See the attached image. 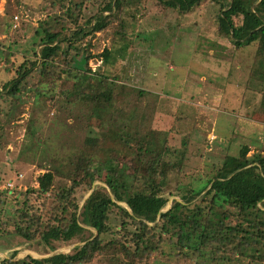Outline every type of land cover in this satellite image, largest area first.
Listing matches in <instances>:
<instances>
[{"label": "trees", "instance_id": "1", "mask_svg": "<svg viewBox=\"0 0 264 264\" xmlns=\"http://www.w3.org/2000/svg\"><path fill=\"white\" fill-rule=\"evenodd\" d=\"M132 1L44 0L47 12L37 25H29L23 43L0 37L3 117L17 110L24 90L38 93L44 78L69 82L66 77L80 69V61L85 77L98 78L88 61L107 59L109 49L93 53L92 41L111 25L117 30ZM205 2L216 6L218 33L235 45L254 42L264 66V0H136L141 15L173 9L183 16ZM89 81V98L112 97L107 76ZM135 146L140 153L144 149L141 143ZM166 148L150 150L148 160H137L132 172L112 163L95 165V150H81L61 186L54 185L50 170L37 173L24 188L0 180V235L39 241L46 253L77 243L41 257L14 258L13 250L0 264H149L153 258L179 264L264 263V153L243 144L237 155L224 156L199 187L170 197L168 178L181 163L168 157L176 151Z\"/></svg>", "mask_w": 264, "mask_h": 264}, {"label": "rangeland", "instance_id": "2", "mask_svg": "<svg viewBox=\"0 0 264 264\" xmlns=\"http://www.w3.org/2000/svg\"><path fill=\"white\" fill-rule=\"evenodd\" d=\"M43 3L0 0V37L23 43L29 25L46 14ZM137 5L133 0L125 9L117 30L111 25L92 41L93 53L109 49L107 59L91 58L88 67L109 78L110 99L89 98L87 81L99 77H85L80 61V69L66 77L69 82L44 78L38 93L20 94L16 111L5 118L0 113V180L11 182L8 187L24 188L44 170L53 173L55 186L64 185L72 162L88 148L95 150V165L112 163L132 172L137 160H148L150 150L166 146L176 151L168 157L181 163L168 178L170 197H178L203 184L241 145L264 153V66L255 43L235 45L218 33L211 3L183 16L173 9L141 15ZM35 80L29 79L28 86ZM13 250L14 258L51 253L39 241L0 235V259ZM148 263L179 264L160 258Z\"/></svg>", "mask_w": 264, "mask_h": 264}, {"label": "water", "instance_id": "3", "mask_svg": "<svg viewBox=\"0 0 264 264\" xmlns=\"http://www.w3.org/2000/svg\"><path fill=\"white\" fill-rule=\"evenodd\" d=\"M82 201H83V200H82ZM75 244H77V243H75ZM75 244H72V245H75ZM54 251H55V250L51 251V253H50V254H53V253H54ZM50 254H48V255H50Z\"/></svg>", "mask_w": 264, "mask_h": 264}, {"label": "built area", "instance_id": "4", "mask_svg": "<svg viewBox=\"0 0 264 264\" xmlns=\"http://www.w3.org/2000/svg\"><path fill=\"white\" fill-rule=\"evenodd\" d=\"M15 18H16V17H15ZM20 175H21V174H19V176H20ZM7 184H8V185H11V182H8Z\"/></svg>", "mask_w": 264, "mask_h": 264}]
</instances>
